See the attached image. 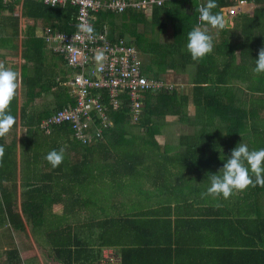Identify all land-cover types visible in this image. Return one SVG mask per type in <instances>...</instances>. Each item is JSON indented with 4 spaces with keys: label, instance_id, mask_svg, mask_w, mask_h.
Wrapping results in <instances>:
<instances>
[{
    "label": "crops",
    "instance_id": "0c3cea01",
    "mask_svg": "<svg viewBox=\"0 0 264 264\" xmlns=\"http://www.w3.org/2000/svg\"><path fill=\"white\" fill-rule=\"evenodd\" d=\"M23 1L18 0L12 11L6 8L0 14V62L19 72L21 77L20 87L10 105L16 123L0 141V145L7 149L12 138L15 139V146L10 148L16 161L11 171L14 174L10 179H4L3 183L7 186L12 183L17 185L13 191L14 210L22 216L25 227L15 229L0 220V264H121L122 249L125 255L128 254L125 264H263L260 249L264 248V230L261 233L252 219L264 216V188L234 191L228 199L220 196V202L214 205L211 201L215 197L204 195L209 181L190 175L179 177L176 164L167 165L170 169L167 174L146 171L144 167L147 161L118 162L115 160L117 151L124 146L111 143L112 139L130 138L133 134L143 133L142 127L126 116L112 119V126L103 131L102 139L89 144L76 141L72 133L64 134L56 127L46 133L39 124L37 127L34 125L37 119L42 120L49 116L48 113H54L58 103L62 106L68 104L65 102L71 98V87L68 85L69 74L64 56L52 50L53 42L40 19L22 15ZM233 1L236 3L237 0ZM206 2L181 1V16L173 21L163 14L152 19V9H138V18L134 19L128 13L131 17L129 20L116 22L114 35L119 37L117 34L123 33L124 36L120 38L134 41L135 44V35L138 34L142 40L145 37L159 40L163 49L170 43H179L184 36L187 41L188 32L195 26H206L198 23L196 15L198 5ZM246 2V5L239 6L245 10L228 19L230 25L226 27H233L234 22L240 20V13L251 15L259 6L254 1ZM226 7H220V13L224 16ZM184 10L189 13L191 24H194L186 32L183 28L186 21V15H182ZM9 14L18 18V22L12 18L6 20L5 16ZM149 22L153 28L144 34L142 29L147 28ZM173 22L177 23V27ZM209 31L213 42L219 43L221 30L210 28ZM32 34L41 40H38L40 44L35 51L24 48L22 44ZM235 38L238 37L230 36L232 41H237ZM174 49L170 52L139 53L144 65L150 63L153 55L166 53L163 67L167 72L173 71L179 92L187 95L185 114L188 113L191 119L180 118L171 123V141L179 147L180 136L193 132L195 128L192 131L188 128L196 125L191 88L192 75L199 62L189 59L185 64L168 65L171 62L166 61V57L175 59L181 52ZM258 49L254 45L253 50ZM217 58V66L221 69L225 57L220 55ZM159 79L174 85L172 80H165L161 76ZM179 115L178 112L170 117L177 119ZM177 125H186L187 129L179 131ZM161 129L154 136L159 144L168 138ZM60 148L65 149L64 160L53 168L45 156L49 151H59ZM146 168L151 169V166L147 165ZM149 178L151 181L147 180ZM106 180L109 184L104 182ZM183 182L190 184L192 191ZM116 184L123 186L117 190ZM158 184L164 186L157 194L151 190ZM148 191L151 195L147 194ZM144 195L150 199H144ZM141 197L142 202L139 203ZM153 197H157L156 200ZM243 197L248 200L238 203V199ZM182 198L194 202V205L174 208L181 204L177 201ZM106 204L112 209H104ZM169 205L172 208L167 209ZM120 217L129 219L124 221L123 228L118 227L121 229L117 232L110 230L106 243L114 244L100 246L101 222ZM132 220H138L136 227L140 226V230H132V227L135 228ZM107 226L109 229V222ZM125 226L127 229H124ZM110 229H115V225Z\"/></svg>",
    "mask_w": 264,
    "mask_h": 264
},
{
    "label": "trees",
    "instance_id": "16d2710c",
    "mask_svg": "<svg viewBox=\"0 0 264 264\" xmlns=\"http://www.w3.org/2000/svg\"><path fill=\"white\" fill-rule=\"evenodd\" d=\"M18 0H14L10 3H4V0H0V14L2 10L6 8L12 11V7ZM186 0H162L161 4H152V19L159 17L161 14L166 15L170 21L179 19L181 14L179 13L181 7L180 2ZM254 1L259 4L254 9L253 13H240V20L245 16L248 23L244 25V32L246 34L243 41L221 40L219 43H214L216 46L215 51L206 55L204 58L198 60L197 69L193 72V86L191 88V95L193 104L195 105V123L197 127L193 132L184 133L179 139V151L175 155H167L163 159L162 163L157 165L156 172L163 173L168 169L167 165L176 164V172L179 177L193 176L199 177L203 181H209L207 184L210 186L209 175L218 174L226 159L230 157L231 151L239 144H247L250 150H259L264 148V73L255 74L252 70L255 67V60L258 59V52L261 47H264V0H246ZM233 0H216L217 8L213 9L214 13H220V7L222 5L234 4ZM198 8L197 13L198 15ZM136 8H128L124 12L114 13L108 10H99L94 13L93 28L98 32L102 30L104 24L109 27V39L111 41H118L123 37V33L114 35L115 26L118 20L124 21L133 17L138 18V12ZM75 8L67 6H51L44 4L41 1H23L22 15L34 19H40L46 27H51L52 30L57 29L60 31L71 32L74 30V26L70 24L74 20ZM131 13V17L128 15ZM189 13L184 10L182 15H186V21L183 28L185 32L188 28H193L194 24L188 19ZM196 15L194 18L196 19ZM1 16V15H0ZM136 16V17H135ZM6 20L12 18L18 22V18L12 17L11 14L5 16ZM4 17V18H5ZM156 20V19H155ZM239 22V21H238ZM173 25L177 27V23L173 22ZM235 28L233 27L221 30L223 34H227L229 31ZM135 46L139 51H146L143 47V42L148 40L145 37L143 40L140 35H135ZM185 37V36H184ZM181 38L179 43L166 45L163 49V45L158 42H152L160 45V51H181L174 59V63L182 62L185 64L189 59H192L191 54L186 48V38ZM34 34L23 40V47L35 51L39 47L38 42ZM141 40L143 42H141ZM179 44V45H178ZM180 48H178V46ZM254 45L257 46L258 51H254ZM39 49L38 51H40ZM238 52V54H237ZM168 54V53H167ZM224 56L225 60L222 61L223 66L221 69L217 66V56ZM154 56V55H153ZM165 54L156 55L151 58L150 63L143 65L144 73L153 78H159L160 74L166 69L163 67L165 61ZM26 58H28L26 56ZM193 60V59H192ZM168 65H173L172 63ZM145 66V67H144ZM170 83V82H168ZM242 83V84H241ZM127 100L121 105L120 109L111 113V118L118 119L119 116H126L130 118L129 107L127 106ZM65 103L72 104V99L66 100ZM187 95L181 94L178 88L173 86L172 89H161L157 92H147L144 95L143 105L138 121L136 123L142 127L143 133L138 137L133 134L130 138L123 137L118 142H111L119 146H124L122 150L117 151V157L122 160L136 159L135 154L140 155L135 161H143L146 157L145 153L139 151L141 144L143 146L150 145L159 147L160 144L154 138L155 134L159 131L155 128V121L157 123L160 118V113L179 112L181 114V107L186 110ZM62 104L58 103L57 108H61ZM52 113H48L47 116ZM16 120V119H15ZM40 119H37L34 125L37 127ZM60 129L64 134L71 133V129L68 125H61L56 127ZM106 131V130H105ZM248 138V143L246 139ZM140 138V139H139ZM4 139L0 138V141ZM133 143V144H132ZM113 144V146H114ZM12 146H15V139L12 138L9 146L5 147V155L0 162V220L11 225L15 229H24V221L22 216L14 210V198L13 191L16 190L17 185L15 183L7 186L3 183L4 179H10L14 173H12V167L16 165L15 155H12ZM115 147V146H114ZM118 147V146H117ZM137 147V148H133ZM139 149V150H138ZM11 155V158L9 157ZM13 157V158H12ZM151 171L150 168L145 169ZM182 170H184L182 172ZM254 179V177H253ZM187 187L190 184L183 182ZM264 187L249 186L247 189L256 191L257 189H263ZM192 191V188L189 187ZM188 190V191H189ZM197 190V189H196ZM195 190V191H196ZM246 190V189H245ZM248 198L243 197L238 199V203H244ZM179 205H175L174 208L186 207L194 205V202H189L186 198H182ZM214 205L220 202L219 197H215L211 201ZM226 202V201H223ZM169 203V202H168ZM172 208L170 205L167 209ZM242 208V207H241ZM25 209V208H23ZM149 213V212H146ZM148 215V214H145ZM132 219H138L139 217H131ZM28 219V217H26ZM129 217H120L119 219H108L101 222V233L99 235L101 244L100 246L110 245L114 243H106L110 230L117 232L118 227H122L124 221H127ZM130 221V220H128ZM135 224L133 231L140 230V226L136 227L138 220H132ZM260 232L264 230V216L256 217L252 219ZM109 222V229L108 224ZM121 223V224H119ZM240 223H242L240 221ZM112 225H115V229H110ZM121 225V226H118ZM124 229H127L125 226ZM114 237V236H112ZM71 253V251H69ZM128 255V254H127ZM121 250V264H125L126 256ZM261 262L264 264V248L260 249Z\"/></svg>",
    "mask_w": 264,
    "mask_h": 264
},
{
    "label": "built area",
    "instance_id": "2783aa9c",
    "mask_svg": "<svg viewBox=\"0 0 264 264\" xmlns=\"http://www.w3.org/2000/svg\"><path fill=\"white\" fill-rule=\"evenodd\" d=\"M14 0H4L10 3ZM41 1L51 6L75 8L74 26L71 32L52 30L46 27V33L53 42L52 50L64 56L71 75L68 85L71 87L72 104L57 109L42 119L39 127L50 133L55 127L68 125L72 137L82 144L94 143L102 139L103 131L112 126L111 113L120 109L127 100L129 114L138 121L147 92L172 89L173 84L144 73L139 49L131 42L121 38L109 39V27L104 24L102 30L89 37L80 32L79 25L88 23L93 26L94 13L108 10L114 13L124 12L128 8L151 10L152 4H161L162 0H31ZM246 0H237L226 7L227 19L244 11L239 6ZM199 4L198 7H201ZM199 9V8H198ZM198 11V23L199 20ZM103 59L98 60L97 57Z\"/></svg>",
    "mask_w": 264,
    "mask_h": 264
},
{
    "label": "clouds",
    "instance_id": "9594fccd",
    "mask_svg": "<svg viewBox=\"0 0 264 264\" xmlns=\"http://www.w3.org/2000/svg\"><path fill=\"white\" fill-rule=\"evenodd\" d=\"M216 0H207L206 4L199 7V20L206 25L195 26L188 32L186 48L193 60H199L213 51V36L209 29L223 30L228 21L222 13H214L217 8ZM152 9V8H151ZM80 32L91 37L94 33L92 25L84 22L79 26ZM103 59L102 56L97 57ZM255 74L264 73V47L258 52ZM20 73L6 67L0 62V138L5 137L16 123L15 117L10 112V105L20 87ZM5 155V148L0 145V162ZM65 149L49 151L45 159L53 168L58 167L64 160ZM254 177V179H253ZM210 186L204 195L228 199L234 191H243L249 186L264 187V148L250 150L247 144L239 143L223 164L218 174L209 175Z\"/></svg>",
    "mask_w": 264,
    "mask_h": 264
},
{
    "label": "rangeland",
    "instance_id": "374dc122",
    "mask_svg": "<svg viewBox=\"0 0 264 264\" xmlns=\"http://www.w3.org/2000/svg\"><path fill=\"white\" fill-rule=\"evenodd\" d=\"M251 10L249 9V12H250ZM149 15H150V13H148ZM248 23H250L249 21H248V19H247V17L245 18V16L241 19V20H239V22L237 21V22H234V25H235V28L234 29H232V30H228L229 32L227 33V34H223V35H225V36H222V34H221V36H220V38H221V40H224V41H227V40H230V36H236V37H238V38H235L237 41H239V40H241V41H243L244 39H246L245 38V36H246V34L244 33V34H242L243 32H244V25H247ZM151 27L153 28V25L151 26V22H149V24L147 25V28H145L144 27V29H142V30H144L145 31V33L144 34H146V33H149V31H150V29H151ZM169 27H171V26H169ZM141 28H142V25H141ZM141 30V31H142ZM172 32V30L171 31H169L168 33H171ZM169 37H171V36H169ZM159 42V40H154V39H152V40H150L149 38H148V40H145L144 42H143V47L145 48V50L146 51H152L153 53H155L156 51H160L161 50V48H160V45L159 44H156V43H152V42ZM155 56V55H154ZM153 56V57H154ZM140 58H141V55H140ZM166 61H170L172 64H175L174 63V58L173 57H166ZM68 69V68H67ZM61 70V69H60ZM167 71L165 70L164 72H162L161 74H160V76L161 77H163V79L164 78H166L165 80H172V81H174L173 83H174V87L175 88H177V87H179V86H177L176 84H175V81H176V75L173 73V71H170V72H167ZM166 73V74H165ZM68 74H69V76L71 75V72L68 70ZM166 82V81H165ZM48 104H50V103H48ZM185 112H186V110H184L182 107H181V114L179 115V118H177V119H175L174 117H170L172 114H177L178 112H175V113H172V112H169V113H160V118L158 119V121H160L159 123H158V121H157V123H156V121L154 122L155 123V127H157V129L159 130V129H161V132H163V131H165V132H163L168 138H167V141H165V142H161V144H160V146L159 147H154V146H150V145H145V146H143V144H141V147L138 149L139 151H142V154L143 153H145V155H146V157H144V159H141V160H143V161H147V164H146V167H147V165H149V166H151V170H153V171H155L156 172V170L158 169V167H157V165L159 164V163H162L163 162V159H165V157L167 156V155H175V154H177L178 153V151H179V147L176 145L177 143H174V142H172L171 141V139H172V126H171V123H173V122H175L176 120H178V119H180V118H184L185 120H188V119H191V117L188 115V113H186L185 114ZM168 114H171V115H168ZM130 115V114H129ZM168 115V117H166ZM130 119L132 120V117H131V115H130ZM132 122L133 123H135L136 121H133L132 120ZM184 126H185V128H184ZM190 127L191 128H188L190 131H192L194 128H196L197 127V125H195L194 127L192 126V125H190ZM176 128H178V130L179 131H181V130H186L187 129V127H186V125H177L176 126ZM139 131H141V130H139ZM138 137L140 136V134H136ZM164 135V136H165ZM165 138V137H164ZM248 138H249V136L247 137V139H246V143H248ZM9 139V138H8ZM140 139V138H139ZM166 139V138H165ZM168 139H170V140H168ZM120 139L118 138H115V139H112V141L113 142H118ZM133 144V143H132ZM133 148H137V147H133ZM122 150V149H121ZM111 154V153H110ZM112 155V154H111ZM139 156L140 155H137V154H135V158L136 159H131V161H135V160H137L138 158H139ZM67 160V159H66ZM115 160H117L118 162H119V160H122L119 156L118 157H115ZM123 161V160H122ZM143 161H141V162H143ZM163 165H168V163H164ZM146 167H144V169H147ZM184 170H182V172H183ZM164 172L165 173H167L168 174V169H166V170H164ZM109 178V177H108ZM148 181H151V178H149V179H147ZM106 184H109V183H107L108 181L106 180V181H104ZM159 183H161V182H159ZM166 183V182H165ZM106 184H104L105 185V187H107V188H109V186L108 185H106ZM157 184V183H156ZM122 184H116L115 185V187H116V189L117 190H120L121 188H122ZM125 186V185H124ZM162 186H164V184H158V185H156L155 187H152V190L151 191H153L154 193L156 192L157 194L159 193L158 191H159V189L162 187ZM165 186H166V184H165ZM145 189H146V187H145ZM151 192L150 191H148L147 192V194L149 195ZM133 194V193H132ZM151 195V194H150ZM132 196V195H131ZM143 198L145 199H147V200H149L150 199V197L148 196L147 197V195H144L143 196ZM156 198L157 197H153L152 199L153 200H156ZM103 200V199H102ZM137 201V200H136ZM135 201V202H136ZM152 201V200H151ZM150 201V202H151ZM139 203L140 202H142V197H141V199H139V201H138ZM146 203V200L143 202V204H145ZM104 209H109V210H111L112 208H111V206L109 205V204H106L105 205V207H104ZM119 209V208H118ZM111 212H113V210L111 211ZM40 221L42 222L43 221V218H41L40 219Z\"/></svg>",
    "mask_w": 264,
    "mask_h": 264
},
{
    "label": "water",
    "instance_id": "95a60500",
    "mask_svg": "<svg viewBox=\"0 0 264 264\" xmlns=\"http://www.w3.org/2000/svg\"><path fill=\"white\" fill-rule=\"evenodd\" d=\"M226 20L228 21V19L226 18ZM230 24H229V21H228V23H227V26H229Z\"/></svg>",
    "mask_w": 264,
    "mask_h": 264
}]
</instances>
